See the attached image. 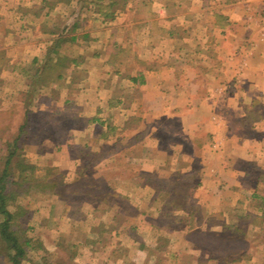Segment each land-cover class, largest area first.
Returning <instances> with one entry per match:
<instances>
[{
	"label": "crops",
	"instance_id": "obj_1",
	"mask_svg": "<svg viewBox=\"0 0 264 264\" xmlns=\"http://www.w3.org/2000/svg\"><path fill=\"white\" fill-rule=\"evenodd\" d=\"M233 90L256 107L234 105ZM34 113L50 125L27 139ZM13 152L10 180L22 157L45 159L47 181L59 168L64 187L80 182L69 195L50 192L49 207L63 205L84 264L198 261L188 234L208 232L214 214L222 228L264 219V0H0V162ZM126 159L141 164L137 175L104 171ZM171 174L195 179L191 197L206 193L201 216L163 198L177 190L148 183ZM217 181L226 188L214 209ZM240 191L254 203L231 209L225 198ZM74 196L88 199L78 216ZM145 227L158 235L144 237Z\"/></svg>",
	"mask_w": 264,
	"mask_h": 264
},
{
	"label": "rangeland",
	"instance_id": "obj_2",
	"mask_svg": "<svg viewBox=\"0 0 264 264\" xmlns=\"http://www.w3.org/2000/svg\"><path fill=\"white\" fill-rule=\"evenodd\" d=\"M231 94L234 96V105L238 104L240 106H247L250 109L256 107V104L254 106L253 101L249 99L245 101L237 99L235 97L236 95L234 90L231 91ZM26 102H28V100ZM24 111L23 107L22 113H24ZM63 118H66L65 120H69L68 117L60 116L61 120H63ZM168 118L166 117L167 121L170 120ZM20 119L22 122L25 121L24 114H22ZM48 124L49 119H47L44 115H40L39 113L30 114V123L28 125L30 130L26 132L28 134L26 138L29 139L30 136L33 139L38 137L40 138V136L43 137L45 128ZM135 124L137 125L136 122ZM159 124L161 123L159 122ZM22 134H24V132ZM54 134L59 136L61 135V133ZM161 136L164 142L170 138V135L166 133H163ZM132 154L134 157L137 156L135 151H132ZM36 161L37 164L34 169V176L37 177L38 185H33L30 189L28 188L27 191L22 190L18 193L16 199L10 201L8 204V208L11 211L18 213V217H16L13 221V228L16 230L20 238L27 242V245L25 246L26 255L22 259V264H84L85 262L83 261L87 259V253L83 249H75L71 246L72 239L76 237H72L67 225L62 223L66 214L63 211V205L60 202H55L52 210H50L49 207L50 192L57 191L61 194L63 193L69 195L71 191L77 190L81 184L79 181H73L72 185L64 187V185L58 181L57 188L55 186L54 188H51L49 186V181L44 178L45 173L51 171L50 168L46 169L49 164H46L45 159L43 158L37 159ZM177 166L180 168L182 165L181 163H177L175 167ZM1 167L2 163L0 162V171ZM141 167V164L134 163L130 166L128 160L127 162L121 160V163H119L118 166H114L112 168L107 167L104 171L118 176L135 173L137 175ZM129 168L131 169L129 170ZM145 168L156 173L159 169L158 165L153 163L145 165L144 169ZM61 171L62 170L59 168L55 169L53 176L55 178L61 177ZM73 172L70 175H73ZM10 181L11 180H9L8 183H10ZM195 182V179L192 177L188 176L186 178H181L179 174H171L169 179L164 178L159 180L150 178L148 180V183L157 191L159 188L163 190L170 189L171 191L177 190L178 195H166L163 196V198L167 199L172 205L176 204L183 207H192L196 212L195 215L201 216L205 212V207L207 206V197L203 190H200L202 191L201 193H203V196L201 197L200 192H197V195H199L197 198L195 196H190L191 191L194 192L193 188L195 186ZM235 182L236 181H234V183ZM83 184L85 185L84 182ZM236 185L237 184H235V187L239 186V188H242L241 182L237 186ZM102 186L103 185L101 184V187ZM223 186L226 185H219L218 181L214 184L212 183L211 193L209 194L207 201L210 206H214V209L222 203L221 192L222 190L225 191L226 188ZM251 186L252 185L250 183L246 184V192L253 187ZM9 187H11V185H9ZM216 190L217 195L215 192H212ZM245 193L243 194L240 191L233 196H228V199L225 198L228 200L229 207L234 209L242 203L243 206L241 207L244 208V206L248 207L254 203ZM139 199L141 198L139 197ZM87 200L88 199H84L80 196H74L72 203L74 205L73 214L75 216L79 215L81 206L83 205L82 202ZM235 211L236 210L230 212V218H237V213L239 212ZM218 214H214L213 218V223L216 225L208 229V232H201L202 230L198 229V232L188 234L189 239H191L190 241H193L196 246L195 253L198 261H194L193 258H191L194 255L193 253L191 257H189V254L184 256L179 264H264V219L258 217V215H247L241 217V221L239 222L241 228L243 229L241 232V229L238 231L235 230V226L223 228L221 226H217V222H220V216ZM133 215L137 217L136 213ZM1 218L2 216H0V220ZM118 220L120 221V217ZM98 229L101 231L103 227H98ZM185 230L186 229H184L182 233H188ZM178 231L181 232L182 229L179 228ZM142 232L146 238L158 235L155 231L146 227L142 229ZM233 235L237 236L234 237ZM168 237L169 233L167 231V233L161 237L160 241H158V246H160V248L167 249L169 247L170 241ZM184 239L188 240V237H184ZM183 245H186V241ZM108 248H112L116 252H121L120 248L115 245V242H108ZM187 248L188 246H186L185 249L187 251L186 253H188ZM10 253L11 250H9L7 243L0 238V264H13L9 258ZM206 257L209 258L206 260ZM148 260L149 259L145 261L144 258L143 262L146 264H162L163 262L162 260L157 261L154 258H152V260L150 259L151 261Z\"/></svg>",
	"mask_w": 264,
	"mask_h": 264
},
{
	"label": "trees",
	"instance_id": "obj_3",
	"mask_svg": "<svg viewBox=\"0 0 264 264\" xmlns=\"http://www.w3.org/2000/svg\"><path fill=\"white\" fill-rule=\"evenodd\" d=\"M44 68H46V66ZM19 137L15 139V142L18 141ZM14 154L15 153L13 152L7 157V160L4 164H2L0 171V216H2L0 220V238L7 243L9 250H11L9 256L11 262L13 264H22V259L26 255L25 246L27 245V242L22 240L16 230L13 228V221L16 219V217H18V213L11 211L8 208V204L10 201L16 199V196L19 192L22 190L27 191L28 188L30 189L33 185L38 184L37 177L34 176L35 166L26 162L22 157L15 160L14 165L18 171V173L15 175L16 179H11L10 183H8L10 180L9 176H11L12 173ZM58 181L62 183L61 177H57L49 181V186L51 188H54V186L57 188ZM9 185H11V187H9ZM240 229L242 232L243 229L241 226L235 227V230L237 231ZM233 236L235 237L237 235Z\"/></svg>",
	"mask_w": 264,
	"mask_h": 264
}]
</instances>
